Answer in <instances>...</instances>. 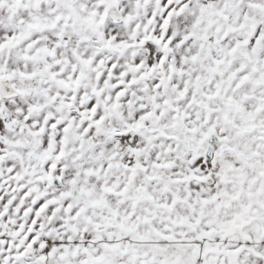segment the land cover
Wrapping results in <instances>:
<instances>
[{
  "label": "snow or ice",
  "instance_id": "1",
  "mask_svg": "<svg viewBox=\"0 0 264 264\" xmlns=\"http://www.w3.org/2000/svg\"><path fill=\"white\" fill-rule=\"evenodd\" d=\"M0 264H264V0H0Z\"/></svg>",
  "mask_w": 264,
  "mask_h": 264
}]
</instances>
